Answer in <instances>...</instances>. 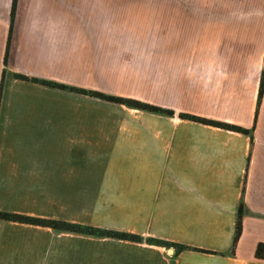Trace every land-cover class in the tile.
<instances>
[{
  "label": "crops",
  "instance_id": "0c3cea01",
  "mask_svg": "<svg viewBox=\"0 0 264 264\" xmlns=\"http://www.w3.org/2000/svg\"><path fill=\"white\" fill-rule=\"evenodd\" d=\"M13 5L0 0V211L144 241L0 220V264H264V0H18L6 63ZM128 45L168 62L151 103L174 116L128 132L43 83L105 91L111 46Z\"/></svg>",
  "mask_w": 264,
  "mask_h": 264
},
{
  "label": "trees",
  "instance_id": "16d2710c",
  "mask_svg": "<svg viewBox=\"0 0 264 264\" xmlns=\"http://www.w3.org/2000/svg\"><path fill=\"white\" fill-rule=\"evenodd\" d=\"M17 1L18 0H14V5L12 9V21H11V26H10L9 42L7 46L6 59H5L6 63L8 60L10 42H11L12 33L14 29V19H15V14H16ZM43 83L50 85L52 87H55V88L77 92L80 94L94 97L95 99L100 100V101H104V102L116 104V105L126 106L128 108L136 109V110L143 111V112L156 113V114H161V115L170 116V117L175 115V112L173 110L161 108V107L152 105L150 103L142 102L140 100H136L132 98H125V97H121L117 95L106 94L100 91H87L81 88H76V87L53 83V82L43 81ZM263 92H264V75L261 80L259 103L261 102ZM179 116L182 119L193 121L196 123H201L204 125H211L214 127L222 128V129L233 131V132L252 135L251 130H248V129H245V128H242L236 125H231V124L222 123V122H218L214 120H209V119H205V118L192 115V114L182 113ZM244 214H245V206H244V203L241 202L239 206V210H238L236 229H235V234L233 238L232 253H234L236 246L242 235ZM0 220L10 221V222H19V223H24V224L34 225V226L48 227L54 230L56 233H70V234H76V235H84V236L97 237V238H112V239L132 241V242H143L144 241V238L142 236L134 235V234L126 233V232L101 229V228L92 227V226H84V225H80V224H76V223H72L68 221H63V220L37 218V217L13 214V213L2 212V211H0ZM146 241L148 244H151V245L166 247L168 249L175 248L176 253H179L185 250H190V249L202 251L199 249L191 248L186 245L166 242V241L154 239V238H149ZM256 257L259 259H264V243L258 244L257 249H256Z\"/></svg>",
  "mask_w": 264,
  "mask_h": 264
},
{
  "label": "rangeland",
  "instance_id": "374dc122",
  "mask_svg": "<svg viewBox=\"0 0 264 264\" xmlns=\"http://www.w3.org/2000/svg\"><path fill=\"white\" fill-rule=\"evenodd\" d=\"M111 74L109 80L99 87L106 94L132 98L142 102L151 103L163 100L161 86L159 90L152 93V84L157 76L161 81L163 68L168 62L153 61L151 59L150 45L137 46H111ZM126 49V51H124ZM175 62H169V64ZM96 115L119 118L121 126L125 131L135 132L138 128H146L149 125L150 114L148 112L131 109L122 105L103 103L96 99Z\"/></svg>",
  "mask_w": 264,
  "mask_h": 264
},
{
  "label": "water",
  "instance_id": "95a60500",
  "mask_svg": "<svg viewBox=\"0 0 264 264\" xmlns=\"http://www.w3.org/2000/svg\"><path fill=\"white\" fill-rule=\"evenodd\" d=\"M170 251H172V249H170Z\"/></svg>",
  "mask_w": 264,
  "mask_h": 264
}]
</instances>
